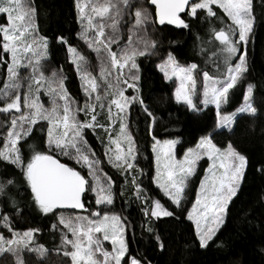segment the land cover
Listing matches in <instances>:
<instances>
[{
    "label": "snow or ice",
    "instance_id": "obj_1",
    "mask_svg": "<svg viewBox=\"0 0 264 264\" xmlns=\"http://www.w3.org/2000/svg\"><path fill=\"white\" fill-rule=\"evenodd\" d=\"M147 3L155 6L156 21L144 0H77L81 23L78 37L95 53L100 65L98 79L88 71V58L75 46H68L69 62L75 67L86 97L83 105H79L65 87L66 76L55 71L51 76L44 73L45 61L50 56L49 39L39 32L34 0H0V16L5 20L0 23V64L7 65V79L0 89V114L5 116L0 121V128L4 129L0 132L3 137L0 161L18 170L0 173V208L11 207L18 213L17 185H26L34 206L49 217L51 232L59 233L60 244L56 251L69 258L70 264H151L129 251L128 218L110 207L114 204L113 181L110 176L105 174L102 179L99 174L100 161L86 139L88 130L104 144L109 164L124 176L125 184L131 177L136 199L145 202L140 210L147 218L143 227L149 232L153 231L152 218L178 219L186 213L187 220L195 226L199 247L207 248L222 226L228 205L244 179L247 157L231 143L218 147L211 133L201 136L195 147H188L182 159H177L175 151L179 139L159 140L152 135L156 169L153 182L170 201L162 203L141 186L140 149L129 131V108L139 103L148 116H152V124L147 129L151 135L156 118L141 97L138 58L158 54V41L149 35V27L158 22L161 26L189 29L191 25L180 15L186 13L197 21L209 23L208 35L212 39L197 36L201 52L207 49L213 57L222 56L223 61L221 65L206 58L205 62L213 63L216 68L210 73L206 68H198L196 63L181 64L169 51L156 66L165 81L173 82L176 103L193 111H201L200 105L203 108L214 106L215 129L230 132L238 114L256 116L258 109L253 104L254 85L251 83L242 94V104L222 114V106L230 104L235 95L231 90L242 83L249 71L246 45L256 22L253 0H147ZM213 6L222 10L231 25L221 28L213 25L212 18L222 20ZM125 24L128 37L122 44ZM57 39L68 44L63 36ZM21 68L29 70L27 91L23 93ZM201 73L202 88L198 89L197 77ZM127 89H132V93L125 95ZM41 91L48 97L49 107L42 102ZM97 108L107 109V123L98 120ZM117 123L118 131L114 127ZM97 129L107 135L106 144ZM60 156L87 168L91 180L62 163ZM205 157L210 165L200 181L195 202L188 209L189 184L198 162ZM89 194H93L94 199ZM0 228L11 234L9 237L0 232V256L11 255L15 264H27L25 253H34L43 260L49 252L38 240L39 227L22 232L14 230L7 211H0ZM156 239L159 241L160 237L157 235ZM105 241L111 244V250L105 247ZM160 247L163 248V244Z\"/></svg>",
    "mask_w": 264,
    "mask_h": 264
},
{
    "label": "trees",
    "instance_id": "obj_2",
    "mask_svg": "<svg viewBox=\"0 0 264 264\" xmlns=\"http://www.w3.org/2000/svg\"><path fill=\"white\" fill-rule=\"evenodd\" d=\"M76 3L77 0H34L39 32L49 39L50 56L45 63L51 70L59 71L67 77L66 89L79 105H83L85 97L81 89V80L74 65L69 62L67 48L69 45L75 46L90 59L94 58L95 53L78 37L81 23L78 20ZM144 3L152 13L153 21H156L155 9L147 3V0H144ZM214 10L222 18V20L212 18L216 28L229 24L222 10L215 7ZM253 15L256 22L246 45L249 71L245 74L242 83L231 90L235 95L230 104L222 106V114L234 111L242 104V94L246 91L248 83L254 85L253 104L258 109V113L254 117L246 113L237 115L231 132L215 129L214 106L203 108L200 105L201 111H193L184 104L176 103L173 96V82L165 81L163 73L156 66L171 51L181 64L196 63L198 68H206L209 71L210 66L214 64L206 63V58L210 57L213 60L216 58L206 49L202 53L200 41L197 40V36L206 40L211 39L208 35L209 23L204 20L197 21L186 13L181 18L191 25L189 29L178 30L168 25L159 26L156 22L149 27L148 31L152 30L149 35L158 41V54L138 58L141 97L148 110L155 116L156 122L152 126L150 135L147 129L152 124V116H148L142 106L136 103L129 108V131L132 132L140 149L138 165L143 171V175L140 176L143 182L141 186L150 190L151 196L161 199L162 203H170L153 182L155 170L152 135L159 140L179 139L178 156L183 157L188 147H195L201 136L211 133L213 142L218 147H226L228 143H231L248 159L244 179L237 195L229 203L224 223L207 248L199 247L195 226L187 220L186 213L178 219L175 217L152 218L153 231H147L146 227H143L147 218L140 210L145 206V202L136 199L134 187L130 183L131 177H129V183L125 184L124 176L116 168L110 164L111 170L104 168L106 161L103 157V144L91 130H88L86 139L92 151L96 153V159L102 164V169L106 170L105 172L113 179L114 204L110 207L128 218L126 239L130 244L129 251L132 255L146 258L151 264H264V251H261L264 248L262 243L264 241V0H253ZM4 22V17L1 16L0 23ZM127 27V24L123 26L122 44L127 42ZM58 36L66 38L68 44L60 43ZM115 47L113 45L114 50ZM5 58H8L7 54ZM6 79L7 65L0 64V89L3 88ZM197 79L198 81L203 79L202 73ZM129 92L132 93V90ZM4 119V114H0V121ZM103 122L107 123V121ZM3 131L4 129L0 128V132ZM97 134L104 139L105 134L102 129H97ZM2 145L3 137L0 136V147ZM59 159L88 178L87 173L74 162L61 156ZM208 164L207 160L199 164L196 174L191 178L189 194L186 197L188 209L195 201L200 179ZM5 170L10 173L18 172L13 166L0 161V173ZM17 190L16 203L19 212L16 213L11 207L1 208L2 211L10 214L14 230L22 232L39 227L41 231L36 234L38 240L49 249L43 260L34 255L33 262L30 264H65L62 252L56 251L60 244L59 233L51 232L49 217L44 216L34 206L30 189L26 185L18 184ZM126 200L129 202L125 203ZM0 232L10 236L7 229L0 228ZM70 235L69 233V238H71ZM157 235L160 237L159 241L156 239ZM161 244L163 248L160 247ZM55 255L56 258H53ZM0 262L9 263V255L0 256Z\"/></svg>",
    "mask_w": 264,
    "mask_h": 264
},
{
    "label": "rangeland",
    "instance_id": "obj_3",
    "mask_svg": "<svg viewBox=\"0 0 264 264\" xmlns=\"http://www.w3.org/2000/svg\"><path fill=\"white\" fill-rule=\"evenodd\" d=\"M139 1V0H138ZM82 2H87V0H82ZM147 6V5H146ZM213 7H215V6H213ZM86 11H90V9H86ZM1 17V16H0ZM227 17V16H226ZM228 22H229V24H227V25H231V21L228 19ZM148 33L150 34V33H152V30H149L148 31ZM237 37H238V32H237ZM211 39H212V37H211ZM211 39H209V40H211ZM217 45L219 44V42L217 41V42H215ZM207 50V49H206ZM208 51V50H207ZM209 52V54H212L211 53V51H208ZM240 53H238V55H239ZM216 58V61H217V63H220L221 65H222V61H223V57L222 56H220L219 58H217V57H215ZM236 61H235V59L233 60V63H235ZM88 71L93 75V76H95V77H97L98 79H99V75H100V65H99V61L96 59V55L94 56V58L93 59H90V58H88ZM216 71V68H215V65H213V66H210V69H209V72L210 73H214ZM54 71L53 70H51L48 66H47V63H45V66H44V73H45V75L46 76H51L52 75V73H53ZM55 72H57L58 74H61L59 71H55ZM20 73H21V76H20V83H21V93H23V92H25V91H27V86H28V83H29V81H28V79H27V77L29 76V70L28 69H25V68H21L20 69ZM202 81H203V79H200L199 81H198V84H197V88L198 89H201L202 88ZM65 83V82H64ZM101 83H103L102 81H101ZM130 90H132V89H127V91L125 92V95H128L130 92ZM83 97H85V96H83ZM85 99H86V97H85ZM41 100H42V102L45 104V107H49V104H48V97L46 96V95H44L43 94V91H41ZM105 103H107V101H105ZM182 104V103H181ZM203 106V105H202ZM97 111L98 112H100V115H98V120H101V121H107V109L105 108L104 110H100L99 108H97ZM83 113H80V116L82 115ZM239 115V114H238ZM115 128H116V130L118 131V123H117V125H115L114 126ZM217 130H219V129H217ZM113 135L115 136V133H113ZM104 139H105V141H104V143L106 144L107 143V135L105 134V136H104ZM178 145L179 144H177L176 145V149H175V151H176V154H177V159H182L183 157H181V156H178ZM114 147V146H113ZM124 147L126 148V145H124ZM103 150H104V144H103ZM61 157H64L65 159H68L69 161H72V162H74L75 163V165H77L78 167H80V165H78L77 163H76V161L75 160H72V159H69L68 157H66V156H61ZM103 157L105 158V161H106V164L104 165V168H108V169H110L111 170V164L109 165V162H108V158H107V156L105 155V150H104V152H103ZM153 157H154V154H153ZM103 158V159H104ZM204 160H207V158L205 157V158H203V159H201L199 162H198V164H197V166H199V164H201ZM208 161V160H207ZM201 162V163H200ZM208 166L207 167H205L206 169L204 170V173H203V176H202V178L200 179V181L201 180H203L204 179V177H205V175H206V172H207V169L209 168V165H210V161H208ZM98 167H99V169L101 170L100 171V175H101V178L102 179H104L105 178V174L107 175V176H109L108 175V173L107 172H105L106 170H104V169H102V164L101 163H99V165H98ZM81 168V167H80ZM81 169H83V171L85 172V173H87V168H81ZM154 170L156 171V169H155V157H154ZM197 171V170H196ZM88 177V176H87ZM90 180H91V177H88ZM112 181H113V179H112ZM199 184H200V182H199ZM241 185V184H240ZM198 190H199V185H198ZM198 192V191H197ZM196 192V193H197ZM91 196H93V199H94V195L93 194H91ZM233 200V199H232ZM195 202V201H194ZM231 203V202H230ZM229 206V205H228ZM226 216V215H225ZM224 220H225V217H224ZM224 223V222H223ZM223 225V224H222ZM221 228V227H220ZM11 235V234H10ZM71 236V235H70ZM10 237V236H9ZM104 245H105V247L108 249V250H111V244L108 242V241H105L104 242ZM5 255H7V254H5ZM34 255H36V254H34V253H31V254H29V253H25L24 254V257H25V260H26V262H27V264H30L31 262H33V256ZM56 255H58V254H56ZM56 255L53 257V258H56ZM45 257H46V255H45ZM62 257L65 259L64 260V262H65V264H70V260H69V258H67V257H64L63 256V254H62ZM7 264H15V260H14V258L11 256V255H9V263H7Z\"/></svg>",
    "mask_w": 264,
    "mask_h": 264
},
{
    "label": "water",
    "instance_id": "obj_4",
    "mask_svg": "<svg viewBox=\"0 0 264 264\" xmlns=\"http://www.w3.org/2000/svg\"><path fill=\"white\" fill-rule=\"evenodd\" d=\"M151 5V4H150ZM151 6H153V8L155 9V6L154 5H151ZM188 11V9H186V12ZM185 13H181L180 15H181V17H183V15H184ZM156 19V18H155ZM183 19V18H182ZM157 24L159 25V23L157 22ZM159 26H161V25H159ZM168 26H171V27H174V28H176V29H180V28H177L176 26H174V25H168ZM0 211H2V209L0 208ZM76 211H81V210H76Z\"/></svg>",
    "mask_w": 264,
    "mask_h": 264
}]
</instances>
